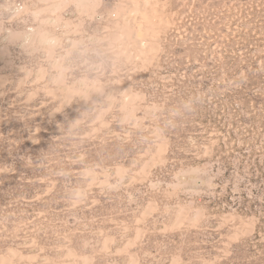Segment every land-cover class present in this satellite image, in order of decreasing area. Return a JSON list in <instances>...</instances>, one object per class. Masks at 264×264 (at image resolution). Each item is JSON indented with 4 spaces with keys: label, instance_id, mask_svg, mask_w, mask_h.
I'll return each instance as SVG.
<instances>
[{
    "label": "rangeland",
    "instance_id": "obj_1",
    "mask_svg": "<svg viewBox=\"0 0 264 264\" xmlns=\"http://www.w3.org/2000/svg\"><path fill=\"white\" fill-rule=\"evenodd\" d=\"M0 264H264V0H0Z\"/></svg>",
    "mask_w": 264,
    "mask_h": 264
},
{
    "label": "bare ground",
    "instance_id": "obj_2",
    "mask_svg": "<svg viewBox=\"0 0 264 264\" xmlns=\"http://www.w3.org/2000/svg\"><path fill=\"white\" fill-rule=\"evenodd\" d=\"M143 2H144V1H143ZM149 4H150V3H149ZM135 7H136V6H135ZM136 8H137V11L140 10V8H138V7H136ZM130 10H131V9H130ZM131 12H132V11H131ZM144 17H149V16H146V15H145ZM144 19H145V18H144ZM144 19L141 18L140 20H144ZM131 20H132V19H131ZM142 23H143V22H140V26H141V27H143ZM145 25H146V24H145ZM145 25H144V26H145ZM140 26H139V27H140ZM141 29H144V28H141ZM139 30H140V28H139ZM149 31H150V29L146 30V28H145V30H141L140 32H142V37H144L145 39H146V37H149V36H150L149 33H148ZM151 31H152V30H151ZM129 32H130V31H129ZM129 32L127 31L126 34L129 33ZM127 35H128V34H127ZM144 38H141V39H143V40L145 41ZM143 40H140V42L137 41V44L140 43V47H141V48H142V46H143V44H144V43H143ZM135 42H136V41H135ZM137 44H136V45H137ZM145 49H146V48H145ZM143 50H144V48H143ZM151 203H152V202H151ZM152 204H153V203H152ZM149 207H150V209L154 208V204H153L152 206L149 204ZM151 215H152V214H151ZM143 220H144V219H143Z\"/></svg>",
    "mask_w": 264,
    "mask_h": 264
},
{
    "label": "clouds",
    "instance_id": "obj_3",
    "mask_svg": "<svg viewBox=\"0 0 264 264\" xmlns=\"http://www.w3.org/2000/svg\"><path fill=\"white\" fill-rule=\"evenodd\" d=\"M48 39H49V40H54L55 38H54V37H51V36H49V37H48ZM101 67H102V65L96 66L94 70H100V68H101ZM85 175L87 176V175H88V173H85Z\"/></svg>",
    "mask_w": 264,
    "mask_h": 264
}]
</instances>
